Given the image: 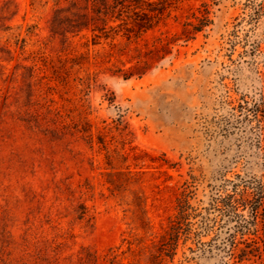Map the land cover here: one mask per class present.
<instances>
[{
    "label": "rangeland",
    "instance_id": "rangeland-1",
    "mask_svg": "<svg viewBox=\"0 0 264 264\" xmlns=\"http://www.w3.org/2000/svg\"><path fill=\"white\" fill-rule=\"evenodd\" d=\"M108 1L94 33L103 0H0V264H264V226L232 255L212 206L264 182V0ZM183 190L192 235L161 261Z\"/></svg>",
    "mask_w": 264,
    "mask_h": 264
},
{
    "label": "trees",
    "instance_id": "trees-1",
    "mask_svg": "<svg viewBox=\"0 0 264 264\" xmlns=\"http://www.w3.org/2000/svg\"><path fill=\"white\" fill-rule=\"evenodd\" d=\"M108 2V0H103V9L95 8L91 23L83 24L81 29L91 28L94 33L98 30L100 31L104 29L99 28V26L96 25V21L101 15L106 16L107 9L112 8ZM118 3L119 0H114V4ZM205 7V10L199 11V15L195 13L192 14L193 21L188 18L183 23L181 39H184L185 41L194 39L197 33L201 32L205 26L212 23L209 19V6L205 4ZM143 23L144 22H142V29L148 30L151 28L150 25ZM174 41L176 40H166L165 43H162L163 48L166 49L170 44L174 43ZM124 77L127 79L129 76ZM254 108L253 118L260 126L262 123L264 124V100L262 99L261 102L254 106ZM241 182L240 188L238 187L239 184L235 183L231 192L226 193V195L220 199H216L212 204L213 208L221 210L222 220L225 225L233 223L231 226H234V231L228 235L224 246L225 248H229L232 255L239 249L238 247L240 243L245 244V249H239L244 255L258 252L259 245L257 241L252 240L251 242H247L246 240H243V242H238L236 237L237 235L243 237L247 233L250 234L252 228L253 233H257V226L260 224L261 226H264V182L260 180ZM189 197L187 190H183L181 197L177 199V213L174 218L170 219L168 227L161 236V240L157 247L158 257L161 261L164 258L173 260L177 252L179 241H187L192 235L191 222L189 220L192 217L191 210H193V207H191L189 203ZM243 210H247L248 214L246 215L240 212ZM85 217V212H82L79 216L80 219H85ZM117 257L116 254L111 258L105 256V262H108V264H114Z\"/></svg>",
    "mask_w": 264,
    "mask_h": 264
}]
</instances>
